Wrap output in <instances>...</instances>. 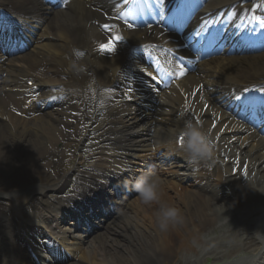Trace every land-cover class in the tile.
<instances>
[{"label": "bare ground", "instance_id": "6f19581e", "mask_svg": "<svg viewBox=\"0 0 264 264\" xmlns=\"http://www.w3.org/2000/svg\"><path fill=\"white\" fill-rule=\"evenodd\" d=\"M113 1L68 0L64 10H55L41 0H0V4L19 16L32 41L28 50L11 58H5L0 51V72L5 75L0 77V175L4 177L0 181V202L5 203L0 205V264H196V259L190 260L187 254L212 253L205 246L218 232H229L228 249L222 244L210 247L216 251L217 259H232L223 264H264V237L254 235L257 230L264 232V194H261L264 137L226 111L229 101L241 100L237 99L242 96L240 89L263 86L264 52L238 54L244 44L246 48L254 44H243L238 35L241 33L230 26L222 12L211 18L207 26L202 21L205 15L219 9L226 12L232 9L230 15L235 17L238 3L253 0H203L193 11L177 12L180 20L188 24L186 29L194 26L207 30L208 37L211 36L207 46L211 49H215V43L227 32L226 50L234 54L202 60L193 72L184 69V78L172 80L169 88L164 92L161 89V94L151 89L153 78L144 77L136 85L135 73H141L146 66L150 68L148 62L152 63L155 57L151 56L153 50L168 58L170 55L163 47H172L173 39L182 37L162 25L170 6L155 5L140 15L146 26L137 20L133 28H128L124 22L119 26L115 20L125 3ZM158 11L163 13L162 17L157 15ZM124 13H128L126 7ZM194 13L196 17L189 19ZM108 22L112 27L105 31L101 25ZM234 22L244 25L239 17ZM197 34L204 38L203 33ZM110 40L116 51L99 52L97 46ZM77 52L84 55L77 57ZM73 62L84 66L85 71L77 73L71 68ZM178 71L171 73L176 76ZM28 80H33L39 90L29 86ZM122 83L133 90L128 94ZM102 85L115 90L102 91ZM53 89L66 90L68 97L51 108L36 109L33 94L40 92L47 96ZM197 89L200 91L193 95ZM214 113L215 128L212 127ZM85 117L90 123L100 122L107 127L103 133L108 142L104 149L94 153V163L83 165V156L73 171L60 172L65 163L62 154L67 147L73 146L75 150L85 147L80 134L82 124L78 121ZM189 121L210 134L218 146L213 153L221 155L220 165L214 175L203 168L209 161L190 164L177 144L179 131ZM108 122H112L110 126ZM148 129L153 132L149 133ZM89 131L90 125L85 127V132ZM146 160L159 164L157 174L163 176L159 175L160 201L180 209L182 219L170 223L167 230H161L157 223L158 203L143 204L138 197L128 200L125 193L119 198L122 193L116 185L126 179L135 180L123 173L132 174V164L143 170ZM236 164L240 166L237 173ZM42 175L52 178L40 182L37 177ZM204 175L208 180L205 185ZM11 178L19 181L17 187ZM67 188L70 191L66 194ZM95 190H104L101 197L115 203L120 216H113L100 226L112 236L98 229L93 239L100 244L91 247L90 236L94 235L91 232L70 239L69 231L58 230L66 215L75 219L70 224L76 230L82 223L86 225L87 220H95L93 217L102 207L80 202V198L87 200ZM128 190L132 191L131 185ZM19 191L25 195L18 196ZM214 191L219 192L217 199L213 198ZM47 192L66 194L58 200L56 214L52 212L53 203L42 198ZM11 202L19 205L15 207V213L19 214L26 202L32 210L30 218L24 220L12 214L8 205ZM109 208L110 205L106 207ZM80 211L89 212L86 215L90 218L78 223ZM248 216H258L261 221L249 224ZM41 220H50V228L45 231L71 249L72 256L66 262L48 253L45 238L50 242L54 239L40 229ZM22 235L25 237L18 238ZM26 235L41 258L34 259L32 252H28Z\"/></svg>", "mask_w": 264, "mask_h": 264}, {"label": "clouds", "instance_id": "9594fccd", "mask_svg": "<svg viewBox=\"0 0 264 264\" xmlns=\"http://www.w3.org/2000/svg\"><path fill=\"white\" fill-rule=\"evenodd\" d=\"M71 68L77 73L85 71L84 66L78 65L75 62L71 64ZM179 136L184 138L181 148L190 164H196L199 161H210L212 159L214 155V141L210 137V134L203 131L199 125H194L190 121L186 122L184 128L179 131ZM161 183V177L154 170L149 169L136 177L134 181L124 180L122 185L126 190L131 185V190L137 194L138 199L143 204L158 203L157 223L161 230H167L170 223H177L182 217L180 209L160 201L159 190ZM261 194H264V192H261ZM254 235L264 237V232L257 230L254 232Z\"/></svg>", "mask_w": 264, "mask_h": 264}, {"label": "snow or ice", "instance_id": "6c2138e0", "mask_svg": "<svg viewBox=\"0 0 264 264\" xmlns=\"http://www.w3.org/2000/svg\"><path fill=\"white\" fill-rule=\"evenodd\" d=\"M68 2V0H65V4ZM129 2V0H124V3L127 4ZM166 2V0H155V3H156V6L157 8H159L160 5H163L164 3ZM180 8L181 6H178L177 7V12L180 11ZM257 10H259V6L257 7ZM157 15L159 16H163V13L158 11L157 12ZM180 17L176 14L173 15V18H172V24L175 25L178 21H179ZM253 20H255V22L261 26V28H264V17H258V16H255L253 15ZM128 28H133L134 25L132 23H128L127 21L124 22ZM205 26H207V23L205 22ZM101 27L105 30V31H110L111 30V25L107 24V23H104L101 25ZM149 27H151V25H149ZM99 51L101 53H114L116 51V46L115 44L110 40L109 42L107 43H103L100 45L99 47ZM76 55L78 57H82L84 55L83 52H77ZM185 76V70L183 68V66L181 65L180 66V69L178 71V73L176 74L175 78L177 80H180L182 78H184ZM153 79H155V77H153ZM129 91H131V88H129ZM200 91V89H197L196 92L193 93V95H196L198 92ZM260 91L262 93H264V89H260ZM237 99H240L239 97H237ZM249 103H254V101L252 99L249 100ZM207 105L205 104V110H207ZM215 120H216V114L214 113L213 114V123H212V127L215 128L216 127V124H215ZM225 128H227V125H224ZM179 142L181 144V146L183 145V142H184V138L183 137H179Z\"/></svg>", "mask_w": 264, "mask_h": 264}, {"label": "rangeland", "instance_id": "374dc122", "mask_svg": "<svg viewBox=\"0 0 264 264\" xmlns=\"http://www.w3.org/2000/svg\"><path fill=\"white\" fill-rule=\"evenodd\" d=\"M90 143V142H89ZM63 154H66L67 155V157L65 156V155H62L63 157H66V158H70V159H73L74 160V162H72V161H69L68 159H67V163H65L61 168H60V171H62V172H64V171H66V170H68L70 167L72 168V167H74L75 166V163L78 161L77 159L79 158V154L78 153H76V152H74V149L71 147L70 148V150H66ZM69 154H71V156H69ZM82 153H80V155H81ZM210 168H213V167H210ZM0 179H3V176L2 175H0ZM41 180H43V178H41ZM13 182H16L17 183V180H14ZM17 186V185H16ZM214 197L213 198H218V195H219V192H213V194H212ZM220 196V195H219ZM137 198V195H135L134 196V199H136ZM221 198V197H220ZM111 235V234H110ZM112 236V235H111ZM228 237H229V235H228V233H224L220 238L222 239V240H227L228 239ZM223 244V243H222ZM90 245H94V246H98L99 245V241L97 240V239H92L91 240V244H89V246ZM224 246H225V244H223Z\"/></svg>", "mask_w": 264, "mask_h": 264}]
</instances>
